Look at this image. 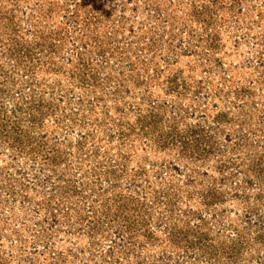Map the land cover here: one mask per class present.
<instances>
[{"label": "rangeland", "instance_id": "374dc122", "mask_svg": "<svg viewBox=\"0 0 264 264\" xmlns=\"http://www.w3.org/2000/svg\"><path fill=\"white\" fill-rule=\"evenodd\" d=\"M0 264H264V0H0Z\"/></svg>", "mask_w": 264, "mask_h": 264}]
</instances>
